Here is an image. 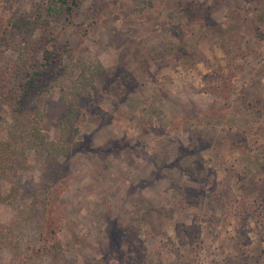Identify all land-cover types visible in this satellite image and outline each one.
I'll use <instances>...</instances> for the list:
<instances>
[{
	"label": "rangeland",
	"instance_id": "obj_1",
	"mask_svg": "<svg viewBox=\"0 0 264 264\" xmlns=\"http://www.w3.org/2000/svg\"><path fill=\"white\" fill-rule=\"evenodd\" d=\"M4 140L0 264H264V0H0Z\"/></svg>",
	"mask_w": 264,
	"mask_h": 264
},
{
	"label": "trees",
	"instance_id": "obj_2",
	"mask_svg": "<svg viewBox=\"0 0 264 264\" xmlns=\"http://www.w3.org/2000/svg\"><path fill=\"white\" fill-rule=\"evenodd\" d=\"M56 1L59 3L60 11H65V12H70L71 7H72V3L74 2V0H56ZM47 10L51 11V7H50V9H47ZM42 72H43V70H35L33 73H31L30 74L31 82L34 80L35 74H40ZM25 92L27 94L29 93V91H27V90H25ZM9 146H10V144L6 140H4L0 143V159L4 160V157H5V154L2 155L1 150L4 151V149L8 148ZM70 150H71V147L69 150L65 151V154H68L70 152Z\"/></svg>",
	"mask_w": 264,
	"mask_h": 264
}]
</instances>
